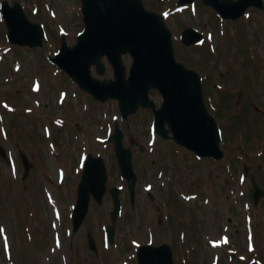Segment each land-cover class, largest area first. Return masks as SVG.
Segmentation results:
<instances>
[{"label": "rangeland", "instance_id": "374dc122", "mask_svg": "<svg viewBox=\"0 0 264 264\" xmlns=\"http://www.w3.org/2000/svg\"><path fill=\"white\" fill-rule=\"evenodd\" d=\"M5 1H19L32 22L44 25L43 46L9 42L1 11ZM178 2L144 0L147 8L165 15L177 59L206 83V102L223 128L221 160L198 159L172 141L155 138L149 132L150 109L139 108L124 120L117 100H94L51 62L63 40L73 45L84 27L80 0H0V146L7 153L0 154V264H136L137 242L171 243L175 264H264V198L257 206L248 200L252 183L244 177L245 164H251L249 173L264 189V12L251 9L232 22L199 0L193 11ZM188 27L201 31L205 40L182 45L181 33ZM103 61L105 73L100 76L93 67V74L111 78L112 67ZM124 63L129 67L132 58L124 55ZM149 96L161 105L158 91ZM115 119L127 144L130 136L139 142L133 146L135 206L108 141ZM20 150L34 166L27 178H22ZM89 154L104 158L108 188L121 187L116 244L110 247L104 245L113 210L109 193L103 204L91 202L78 232L72 229ZM88 232L100 253L88 249ZM7 236L9 250L3 242ZM113 250L109 257L116 262L106 255Z\"/></svg>", "mask_w": 264, "mask_h": 264}, {"label": "water", "instance_id": "95a60500", "mask_svg": "<svg viewBox=\"0 0 264 264\" xmlns=\"http://www.w3.org/2000/svg\"><path fill=\"white\" fill-rule=\"evenodd\" d=\"M194 0H180L184 5ZM212 7L222 19L238 20L250 7L263 8L264 0H201ZM84 30L77 42L68 46L63 40L59 53L52 62L96 100L105 102L116 99L123 116L134 113L139 105L149 107L155 115L157 131L165 139H173L180 146L199 157L220 160L224 157L221 148L222 133L205 103L200 74L178 62L175 56L174 38L164 16L146 9L143 0H82ZM2 13L8 28L9 40L27 46L42 45L44 28L32 22L19 2L13 6L5 1ZM203 34L193 28L183 31L181 41L185 45L200 42ZM129 54L132 63L129 69L123 56ZM106 56L113 66L110 79H99L92 75L94 64L99 74H104ZM159 91L160 108L149 99V91ZM115 152L122 175L129 181L131 201L134 204L137 175L133 168L131 147L123 146V134L116 123ZM25 164L27 159L24 158ZM29 169L30 166L26 165ZM245 165V175L248 173ZM252 188L248 198L258 205L264 190L251 176ZM108 175L101 157L90 155L78 188V199L73 212V229L78 231L88 213L91 194L102 204L107 191ZM114 209L112 224L106 228L111 241L115 237L117 215L121 210L119 188L111 189ZM89 244L96 250L95 239L89 234ZM139 264H174L171 245L151 244L140 247ZM251 264H257L252 262Z\"/></svg>", "mask_w": 264, "mask_h": 264}, {"label": "flooded vegetation", "instance_id": "af4514ba", "mask_svg": "<svg viewBox=\"0 0 264 264\" xmlns=\"http://www.w3.org/2000/svg\"><path fill=\"white\" fill-rule=\"evenodd\" d=\"M239 94H240V96H241L242 92L240 91ZM239 94H238V96H239ZM240 96H239V97H240ZM131 141H132V143L134 144V139H133V138L131 139ZM144 148H145V147H142V149H144ZM250 167H252L251 164H250ZM140 244H142V242H139V245H140ZM135 248H136V251H135V257H136V262H137V264H138V260H137L138 246H135ZM98 252H99V248H98V250L95 251V253H98Z\"/></svg>", "mask_w": 264, "mask_h": 264}, {"label": "trees", "instance_id": "16d2710c", "mask_svg": "<svg viewBox=\"0 0 264 264\" xmlns=\"http://www.w3.org/2000/svg\"><path fill=\"white\" fill-rule=\"evenodd\" d=\"M225 128H227V127H225Z\"/></svg>", "mask_w": 264, "mask_h": 264}]
</instances>
